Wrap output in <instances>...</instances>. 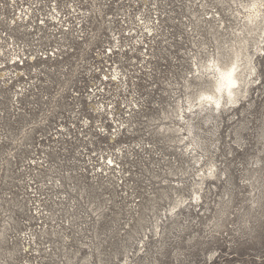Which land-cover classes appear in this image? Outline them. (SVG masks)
I'll list each match as a JSON object with an SVG mask.
<instances>
[{"label": "rangeland", "instance_id": "rangeland-1", "mask_svg": "<svg viewBox=\"0 0 264 264\" xmlns=\"http://www.w3.org/2000/svg\"><path fill=\"white\" fill-rule=\"evenodd\" d=\"M151 1L120 42L138 48L149 110L116 168L81 177L23 140L28 156L2 148L0 264H264V0ZM232 61L237 101L204 105Z\"/></svg>", "mask_w": 264, "mask_h": 264}, {"label": "built area", "instance_id": "built-area-1", "mask_svg": "<svg viewBox=\"0 0 264 264\" xmlns=\"http://www.w3.org/2000/svg\"><path fill=\"white\" fill-rule=\"evenodd\" d=\"M146 5L153 7L151 0H0V152L8 148L13 161L28 156L23 140L30 155L61 154L71 167L65 173L116 168L130 121L149 110L129 56L138 48L120 44L139 36L144 22L133 10Z\"/></svg>", "mask_w": 264, "mask_h": 264}, {"label": "bare ground", "instance_id": "bare-ground-1", "mask_svg": "<svg viewBox=\"0 0 264 264\" xmlns=\"http://www.w3.org/2000/svg\"><path fill=\"white\" fill-rule=\"evenodd\" d=\"M261 16V11L258 7L255 6L254 3V13L249 18L250 22H256L257 18ZM210 67V66H209ZM239 66L236 61H232L225 66H221L220 64H216V76L211 84L210 91L204 93L205 100L207 102L204 104H212L215 107H222L224 102H226V98H228L229 102L237 101L236 94L239 88L240 83L244 82L242 78V74L244 72V67L242 69H238ZM251 71L255 72V67L251 66ZM203 106V105H201Z\"/></svg>", "mask_w": 264, "mask_h": 264}]
</instances>
